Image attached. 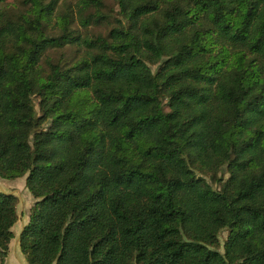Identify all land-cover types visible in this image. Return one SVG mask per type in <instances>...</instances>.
<instances>
[{
	"label": "trees",
	"instance_id": "16d2710c",
	"mask_svg": "<svg viewBox=\"0 0 264 264\" xmlns=\"http://www.w3.org/2000/svg\"><path fill=\"white\" fill-rule=\"evenodd\" d=\"M112 1L0 0L26 264H264V0ZM16 221L0 193V264Z\"/></svg>",
	"mask_w": 264,
	"mask_h": 264
},
{
	"label": "rangeland",
	"instance_id": "374dc122",
	"mask_svg": "<svg viewBox=\"0 0 264 264\" xmlns=\"http://www.w3.org/2000/svg\"><path fill=\"white\" fill-rule=\"evenodd\" d=\"M64 0H60L62 2ZM19 0H6V3H18ZM106 8L105 11H109L112 16L115 15L116 7L112 0H105ZM107 9V10H106ZM60 56H66L67 58H71L73 56V52L69 50H59L51 52V57L54 60H57ZM156 67L151 66V69L154 71ZM25 178L23 176L21 178H17L14 180L2 179L0 178V193L11 194L16 197V213H17V221L13 225L11 231L13 233V238L10 240L8 245V253L7 257L4 260V264H26L23 255L19 249V234L23 227L28 222L29 211L35 203L34 198L27 190L25 185ZM208 183L212 185V187H217L216 184L211 182L208 178L205 177ZM227 237V232L225 230L220 231L219 233V252L222 253V245Z\"/></svg>",
	"mask_w": 264,
	"mask_h": 264
}]
</instances>
